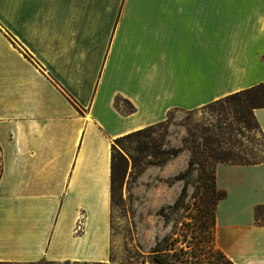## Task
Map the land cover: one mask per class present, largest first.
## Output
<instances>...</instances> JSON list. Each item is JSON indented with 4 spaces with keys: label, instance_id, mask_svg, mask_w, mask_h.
<instances>
[{
    "label": "crops",
    "instance_id": "0c3cea01",
    "mask_svg": "<svg viewBox=\"0 0 264 264\" xmlns=\"http://www.w3.org/2000/svg\"><path fill=\"white\" fill-rule=\"evenodd\" d=\"M259 84L264 0H0V264H115L114 140ZM216 184L217 248L264 264V162Z\"/></svg>",
    "mask_w": 264,
    "mask_h": 264
},
{
    "label": "rangeland",
    "instance_id": "374dc122",
    "mask_svg": "<svg viewBox=\"0 0 264 264\" xmlns=\"http://www.w3.org/2000/svg\"><path fill=\"white\" fill-rule=\"evenodd\" d=\"M119 105L126 106L121 101ZM219 107H201L194 112L175 109L166 126L121 142L114 140L126 162L117 159L115 167L113 263L153 264L152 251L158 242H162L161 253L169 254L180 264L199 256L200 245L205 239L189 232L186 223L193 213L199 217L195 211L200 208L204 193L199 191L202 179L198 164L189 174L179 176L186 172L192 156L186 140L193 132L213 137L223 131V148L236 154L264 158V135L255 127L253 119L249 118L253 124L251 128H241L233 116L221 117ZM247 111L243 109V113ZM171 148H180V152L162 164L152 163L164 156L161 152ZM183 187H186V194L181 205L173 209Z\"/></svg>",
    "mask_w": 264,
    "mask_h": 264
},
{
    "label": "trees",
    "instance_id": "16d2710c",
    "mask_svg": "<svg viewBox=\"0 0 264 264\" xmlns=\"http://www.w3.org/2000/svg\"><path fill=\"white\" fill-rule=\"evenodd\" d=\"M119 101L126 106L121 107ZM220 105L219 112L221 117H227V115L233 116L241 128H251L253 125L250 121V117L254 121L255 127L260 128L258 121L255 118L254 110L258 108H264V85L259 84L251 88H247L233 94L227 95L224 98L206 104L202 107H211ZM116 106L121 112L125 114L132 113L134 107L127 100L117 99ZM199 109V108H198ZM243 109H247V113H243ZM250 109V111H249ZM175 110V109H173ZM197 109L190 110L188 112H194ZM172 110L167 114V118L159 123L147 126L143 129L136 130L134 132L125 134L115 139L117 142H121L125 139L145 135L149 132H154L158 128L166 126L169 116ZM220 128V125H219ZM261 130V128H260ZM262 132V130H261ZM263 133V132H262ZM264 135V134H263ZM224 132L220 131L213 137L210 136H198L195 132L190 134V138L187 139V145L191 149L192 156L189 160V165L186 172L181 173L179 176L187 175L194 169V166L198 164L200 166L202 184L199 187V191L203 190L204 196L202 197V204L195 213H199V217H196L193 213L190 222L186 223L187 230L192 232L193 235L200 234L205 241L200 245L199 256L194 261H187L185 264H233V262L216 246V211L219 200L225 197V192L219 190L216 184V170L220 163L232 164V165H254L264 162V158H256L254 156H245L236 154L232 150L223 148L222 138ZM180 152V148H171L167 151L161 152L163 154L160 159L153 161V164H162L169 157L176 156ZM120 159L126 162L125 156L120 149L113 144L112 146V171H111V192L113 194L114 181H115V167L116 160ZM144 166L140 167L142 171ZM186 194V187H183L179 198L172 206L173 209L178 208ZM255 220L258 225H264V205H259L255 208ZM165 241V240H164ZM161 243L158 242L152 251V263L153 264H180L170 258L169 254L161 253ZM180 254H177L179 258ZM176 258V259H177Z\"/></svg>",
    "mask_w": 264,
    "mask_h": 264
}]
</instances>
